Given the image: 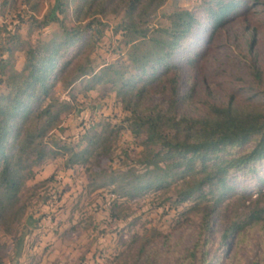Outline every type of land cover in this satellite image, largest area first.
Masks as SVG:
<instances>
[{
  "label": "rangeland",
  "instance_id": "obj_1",
  "mask_svg": "<svg viewBox=\"0 0 264 264\" xmlns=\"http://www.w3.org/2000/svg\"><path fill=\"white\" fill-rule=\"evenodd\" d=\"M34 2L39 12L32 9ZM57 2L0 0V93L23 66L28 43L61 39L63 29L83 27L91 20L65 53L69 62L56 73L42 101L50 102L59 116L45 136L57 153L33 164L26 175L18 193L23 211L11 232L0 225V264H134L142 253L152 264H187L186 250L193 245L201 210L209 201L179 200L185 180L180 176L145 190L131 191L126 185L128 173L148 168L141 161L140 137L131 132L130 113L117 92L120 80L136 72L129 55L131 40L140 42L139 54L152 57L159 50L157 40L167 38L170 14L192 10L199 22L174 51L145 106L168 107L171 77L181 96L177 115L200 114L209 103H226L230 97L264 105V4L250 1L214 30L206 13L207 0H162L136 31L120 26L128 19L122 3L102 12L97 6L80 21L69 5L67 15L56 11L59 20L39 26L37 20L53 14ZM108 66L121 71L122 77L114 76ZM94 73L101 80H90ZM93 131L107 138L86 155V161L67 165L72 150L86 144L82 136ZM103 149L107 151L101 153ZM252 184L249 178L236 182L253 192ZM235 191L215 216L212 252L225 223L248 209L249 199L238 193L240 189ZM244 236L238 241L233 237L218 251L217 264H227L234 252L233 264H251L255 257L263 262L264 223L249 228Z\"/></svg>",
  "mask_w": 264,
  "mask_h": 264
},
{
  "label": "trees",
  "instance_id": "obj_2",
  "mask_svg": "<svg viewBox=\"0 0 264 264\" xmlns=\"http://www.w3.org/2000/svg\"><path fill=\"white\" fill-rule=\"evenodd\" d=\"M250 1L264 4V0H207L206 13L211 28L214 30L232 13L247 7ZM161 2L58 0L52 6L55 12L46 13L37 21L39 26H44L59 20L56 11L67 15L69 5H72L76 20L80 21L97 6L102 12L111 4L122 3L128 19L120 26L136 31L140 30L138 26L143 23L142 18ZM37 6L35 2L31 4L32 9L39 12ZM169 17L170 24L165 29L167 38L157 40L159 50L152 57L146 52L139 54L136 50H139L140 42L131 40L133 50L129 55L136 72L121 79L117 88L124 108L130 113L131 132L140 137L143 147L141 161L148 166L143 172L128 173L126 185L131 191H138L167 185L178 176L185 177L178 199L209 201L201 210L193 245L186 250L187 264H217L220 257L218 251L222 252L233 237L237 241L244 240L249 228L264 223V105L237 102L230 97L226 103H209L200 114L177 115L181 96L176 79L171 77L167 82L168 107L164 108L160 103L146 107L151 90L157 86L155 81L169 67L174 51L182 47L199 22L196 14L188 9L173 11ZM33 20L36 21V18L33 17ZM90 25L91 20H88L83 27L73 25L65 28L61 39L35 45L28 43L23 66L12 82L6 84V91L0 93V225L7 232H11L12 223L17 222L22 214L23 206L19 204L18 193L32 165L57 153L45 136L57 125L59 116L50 102L42 104V101L48 97L56 73L69 62L65 53ZM11 56L12 51L9 50L8 58ZM107 70H111L116 77L123 75L112 66H108ZM90 80L99 81L101 75L94 73ZM111 80L114 81L113 77ZM105 135L93 131L82 136L86 137V144L79 150H72L66 159L67 165L86 161V155L95 149L99 141L107 138ZM106 151L103 149L100 152ZM239 178H249L254 191L245 186L238 187L236 182ZM235 189H240L238 193L249 199L248 209L242 216L225 223L212 252L210 243L215 216L223 201L236 192ZM252 194L255 195L252 197ZM138 257L134 264H152L144 253ZM234 257L235 252L227 264H233ZM261 260V257H255L251 264H263L264 259L263 262Z\"/></svg>",
  "mask_w": 264,
  "mask_h": 264
}]
</instances>
